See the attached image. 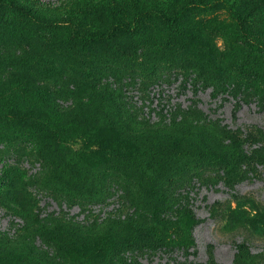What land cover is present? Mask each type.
I'll use <instances>...</instances> for the list:
<instances>
[{"label": "rangeland", "instance_id": "obj_1", "mask_svg": "<svg viewBox=\"0 0 264 264\" xmlns=\"http://www.w3.org/2000/svg\"><path fill=\"white\" fill-rule=\"evenodd\" d=\"M17 1L0 264H264V0Z\"/></svg>", "mask_w": 264, "mask_h": 264}, {"label": "trees", "instance_id": "obj_2", "mask_svg": "<svg viewBox=\"0 0 264 264\" xmlns=\"http://www.w3.org/2000/svg\"><path fill=\"white\" fill-rule=\"evenodd\" d=\"M199 2L206 4L204 0H200ZM5 6L13 10H16L17 12L33 17V14L28 9V7L25 6L23 3H19L17 0H0V8L5 7ZM235 15L239 19H241L240 13L235 12ZM179 18H180V14L177 15L175 19H179ZM124 28H128V26L126 27L117 26L113 31H110V32L92 33V34L78 35V36L80 39L86 40L88 42H97V41H102V40H106V39L113 37L117 32L123 30Z\"/></svg>", "mask_w": 264, "mask_h": 264}]
</instances>
